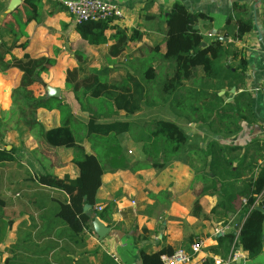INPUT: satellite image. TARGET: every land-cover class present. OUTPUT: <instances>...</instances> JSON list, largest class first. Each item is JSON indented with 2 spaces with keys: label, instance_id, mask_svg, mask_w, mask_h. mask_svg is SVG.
Wrapping results in <instances>:
<instances>
[{
  "label": "trees",
  "instance_id": "obj_1",
  "mask_svg": "<svg viewBox=\"0 0 264 264\" xmlns=\"http://www.w3.org/2000/svg\"><path fill=\"white\" fill-rule=\"evenodd\" d=\"M41 1L26 0L22 8L16 7L0 17V82H6V86L0 89V109L7 108L5 103L10 102L13 81L9 71L18 69L21 72L11 93V109L3 111L0 117V167L16 160L15 148L8 150L5 138L23 124L38 142V147L33 150L35 157L41 161L51 146L71 148L72 162L79 174L74 178L68 174L59 177L45 170L43 174L31 173L20 181L14 192L20 191L21 199L30 202L39 220L18 229L17 240L10 247L12 254L2 264L88 263L90 254L85 247L92 217L85 206H95L104 173L162 169L185 148L188 154L198 149L201 152L200 168L208 169L206 175L201 174L203 186L199 194H217L220 198L211 213L225 217L228 212L239 209L246 218L238 244L250 258L262 253L264 141L253 140L240 146L224 144L212 137L227 136L239 129L235 113L242 116L243 110L237 100L233 105L226 102L225 97L232 88H238L244 82L245 58L241 57L237 65L232 64L233 59L242 56L234 41L252 30V19L239 16L233 20L230 16L222 37L205 41L196 25L200 19L211 17L177 1L163 14L167 24V50L156 59L165 63V68L150 64L140 68L137 74L129 73L126 78L115 82L105 78L106 71L93 69L84 72L85 56L77 50L78 65L66 70L65 85L80 110L87 114L82 118L74 114L71 104L64 98L36 96L30 88L56 63L55 58L14 54L21 39L28 37L26 26L32 9L40 8ZM243 7L235 4V8ZM113 21L110 18L84 21L76 26V31L90 45L105 44L109 40L106 30L116 27ZM231 22L235 24L234 31L230 30ZM116 29L109 51L114 57L125 51L128 41L142 37L136 30L128 34L124 28ZM150 49L157 56L159 46ZM222 91L224 94H220ZM246 105L249 112L251 102ZM145 106H168L176 117L203 126L207 134L198 135L195 142L202 140L204 146L196 149L191 143L192 135L175 121L152 119L141 124L121 118V112L128 118ZM39 108L58 109L61 125L47 129L37 117ZM123 134H128L138 147V153L132 159L121 142ZM84 142L90 144L91 153L86 150ZM8 204L0 193V208ZM192 211L194 215H204L199 200L194 203ZM106 212L110 213V209L96 210L102 219H106ZM225 237L232 241L235 235L231 233ZM166 253L172 254L173 251L162 249L151 254L142 251L141 258L144 264H163L162 255ZM109 261L117 264L112 258Z\"/></svg>",
  "mask_w": 264,
  "mask_h": 264
},
{
  "label": "crops",
  "instance_id": "obj_2",
  "mask_svg": "<svg viewBox=\"0 0 264 264\" xmlns=\"http://www.w3.org/2000/svg\"><path fill=\"white\" fill-rule=\"evenodd\" d=\"M25 1L18 0L17 4L14 0H0V17L16 7L22 8ZM106 1L118 3L124 11V16L113 21L116 27L106 30L109 40L101 45H90L81 38L71 14L64 5V0H42L40 8L32 9L30 21L26 26L28 37L21 39L14 49V54L23 56L28 53L33 57L48 56L56 59V63L47 72L42 73L38 82L30 87L36 96L54 95L55 91L59 90L58 96L71 104L74 114L86 118L87 114L80 110L72 92L68 91L65 85L66 70L78 65L75 56L77 50L83 52L85 56L82 63L84 72L93 69L106 71L104 76L111 82L120 81L129 73L137 74L140 68L150 64L165 68L166 64L156 59L167 50L165 41L167 24L163 14L175 2L181 1L189 9L204 12L211 17L200 19L197 24L205 41L222 37L227 31L226 24L230 16H233V20L239 16L252 19V30L234 41L242 51V56L233 59L232 64L237 65L241 57L245 58L244 82L238 88H232L225 97L226 102L233 105L237 100L243 110L242 116L235 113L239 129L227 136L212 137L224 144L240 146H245L253 140L264 141V91L258 89L264 84V0ZM235 4L244 6L245 9L235 8ZM117 27L124 28L128 34L136 30L142 37L140 40L128 41L125 51L114 57L109 51L113 44L111 37L116 33ZM229 27L234 31L235 24L231 22ZM156 46H159L157 56L156 52L150 49ZM9 72L14 77L13 88L18 83L21 72L18 69ZM0 83V89H3L6 82ZM220 94H224V91ZM10 101L5 103L7 107L10 105L8 111L12 105V100ZM249 101L251 107L248 112L246 104ZM1 102L0 100V105ZM164 107L171 112L168 106ZM2 112L0 109V117ZM122 115L125 116V113L121 112ZM37 117L47 129L61 125L58 109L39 108ZM176 118L180 122L181 118ZM124 119L132 120L130 117ZM178 120L172 121L178 123ZM181 120L185 125L195 129L191 134L202 136L207 134L203 126ZM120 139L125 151L134 152L133 157H136L138 147L133 145L130 136L129 140L126 138L123 141L122 135ZM5 140L7 146L15 148L16 160L0 167V174L3 172L0 193L9 201L6 207L0 208V238L6 230V236L2 238L4 243H0V264L11 256L10 247L17 240L18 229L35 224L39 220L30 202L21 199L20 191L14 192L20 181L31 173L43 174L45 170H50L59 177L68 174L74 178L79 174L77 166L72 162L71 148L53 146L47 148L54 150L57 163L52 160L55 158L52 157L53 153L47 152V149L41 161L35 157L33 150L38 147V142L23 124H19L15 131L9 132ZM201 141L194 142L196 149L204 146L205 142ZM130 142L134 149L129 147ZM84 146L89 153L92 152L90 144L89 148L86 142ZM200 157L201 152L198 149L188 154L185 148L162 169L117 170L104 173L95 206H85L87 213L92 217L91 231L87 232L86 238L85 251L90 254L86 264H113L109 261L110 258L117 264H144L141 258L142 251L151 254L162 249L174 251L181 248L192 252V244L198 239L204 241V247L195 256L194 264H216V261H221L220 264H264V247L257 257L250 258L248 252L238 244L245 214L237 209L235 212H228L225 217L214 215L211 211L218 205L219 196L211 193L199 194L203 186L201 174L206 175L208 171L207 168L201 170ZM196 200H199L201 210L207 218L204 215H194L192 209ZM98 207L102 208L100 211L110 209V213H105L106 219L100 218L96 213ZM26 208H29V211ZM223 224H229L226 235L234 233L232 241L226 238V235L220 237L214 235V228ZM234 253H238L240 258H234ZM113 255L118 257V261Z\"/></svg>",
  "mask_w": 264,
  "mask_h": 264
},
{
  "label": "built area",
  "instance_id": "obj_3",
  "mask_svg": "<svg viewBox=\"0 0 264 264\" xmlns=\"http://www.w3.org/2000/svg\"><path fill=\"white\" fill-rule=\"evenodd\" d=\"M64 5L71 14L73 22L76 26L88 20L110 18L115 21L123 18L124 16V11L118 3L106 0H64ZM258 89L264 91V84ZM101 209V207H98L99 211ZM228 230L229 224H223L215 227L213 233L215 236L220 237L225 236ZM203 247L204 241L202 239H198L192 244V252L179 248L174 250L170 255H163V264H194L195 256L201 252ZM238 253H234V258H240ZM113 257L116 261H118V257L116 255H113ZM220 263L221 261H216V264Z\"/></svg>",
  "mask_w": 264,
  "mask_h": 264
},
{
  "label": "rangeland",
  "instance_id": "obj_4",
  "mask_svg": "<svg viewBox=\"0 0 264 264\" xmlns=\"http://www.w3.org/2000/svg\"><path fill=\"white\" fill-rule=\"evenodd\" d=\"M12 75V74H11ZM14 77H12V79H13ZM159 82L158 83H160L161 84V86H162V82L160 81V80H158ZM15 87V85L13 86V88ZM13 88H11V93H12V91H13ZM157 88L158 89H160V85L159 84H157ZM157 89V90H158ZM10 96H11V94H10ZM11 98V97H10ZM11 100V99H10ZM11 102V101H10ZM9 107H10V105H9ZM9 107H7V108H2V110L3 111H8L7 109L9 108ZM121 118L122 119H124L125 117L122 115L121 116ZM130 119H132L133 121H136V122H139V123H144V122H146V121H150V120H152V119H167V120H178L175 116H174V114L173 113H171L166 107H164V106H162V107H160V108H153V107H148V106H145L143 109H142V111H140V112H138L137 114H135L134 116H132V117H130ZM178 123L182 126V127H184L185 129H186V131L188 132V133H190L191 134V132H193V130H195V129H192L191 127H189V125H185L184 124V122H183V120H181L180 119V122H179V120H178ZM192 135V140H191V143L193 144L194 142H195V139L197 138V136L198 135H196V134H191ZM126 138L129 140V136H127V134H123L122 135V139H123V141H125L126 140ZM85 143V142H84ZM88 142H86V146L89 148V146H88ZM129 147H131L132 148V143L130 142L129 143ZM134 145V144H133ZM132 149H134V148H132ZM52 152L53 153V155H52V157H55V158H52V160L55 162V163H57L56 162V154H55V152H54V150L53 149H47V152ZM134 151V150H133ZM127 153V155L128 156H131V157H133L135 154H134V152H126ZM2 176H3V172L1 171V174H0V179L2 178ZM2 181H3V179H2ZM4 229H5V227H4ZM5 231V232H4ZM3 231V235L1 236V240H0V243L2 244V243H4V240H2V238H4V236H6V230H4ZM1 232V231H0ZM6 239V238H5Z\"/></svg>",
  "mask_w": 264,
  "mask_h": 264
},
{
  "label": "water",
  "instance_id": "obj_5",
  "mask_svg": "<svg viewBox=\"0 0 264 264\" xmlns=\"http://www.w3.org/2000/svg\"><path fill=\"white\" fill-rule=\"evenodd\" d=\"M14 1L18 4V0H14ZM196 28H198V25H196ZM224 39H225V38H224ZM204 44H205V42H204ZM58 94H59V90H56L55 93H54V95H55V96H58ZM7 148L10 149L11 146L8 145ZM259 209H260V210H263V209L260 208V207H259Z\"/></svg>",
  "mask_w": 264,
  "mask_h": 264
}]
</instances>
